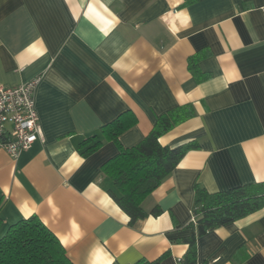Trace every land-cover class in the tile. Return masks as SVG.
I'll return each mask as SVG.
<instances>
[{"label":"crops","instance_id":"obj_1","mask_svg":"<svg viewBox=\"0 0 264 264\" xmlns=\"http://www.w3.org/2000/svg\"><path fill=\"white\" fill-rule=\"evenodd\" d=\"M35 77L41 135L16 159L0 150L1 233L36 215L73 264H178L196 184L264 185V0H0V85ZM185 104L194 114L158 140L198 147L142 202L160 214L129 224L101 166ZM115 120H134L117 142L103 131ZM196 251L198 264H264V207Z\"/></svg>","mask_w":264,"mask_h":264},{"label":"trees","instance_id":"obj_2","mask_svg":"<svg viewBox=\"0 0 264 264\" xmlns=\"http://www.w3.org/2000/svg\"><path fill=\"white\" fill-rule=\"evenodd\" d=\"M192 2L195 0H185ZM196 55L189 58V68ZM194 114L191 104H185L157 116L151 130L136 144L119 147L114 156L101 166L113 184L109 195L129 217V224L147 217L157 216L161 209L154 206L149 212L142 202L173 171L185 153L198 147L188 142L176 147L162 145L159 137ZM134 120H115L103 127L105 137L118 141V135L130 127ZM95 143L88 149L98 145ZM2 198L0 197V206ZM264 207V185L249 183L227 190L209 192L194 186L193 220L188 227L190 235L181 238L187 248L178 264H198L196 237L231 223ZM1 226V218H0ZM0 264H73L64 246L55 234L36 216L31 215L7 226L0 234ZM116 264V263H112ZM131 264H160V258H141Z\"/></svg>","mask_w":264,"mask_h":264},{"label":"built area","instance_id":"obj_3","mask_svg":"<svg viewBox=\"0 0 264 264\" xmlns=\"http://www.w3.org/2000/svg\"><path fill=\"white\" fill-rule=\"evenodd\" d=\"M38 82L35 77L13 86L0 85V150L12 159L41 135L34 98Z\"/></svg>","mask_w":264,"mask_h":264},{"label":"rangeland","instance_id":"obj_4","mask_svg":"<svg viewBox=\"0 0 264 264\" xmlns=\"http://www.w3.org/2000/svg\"><path fill=\"white\" fill-rule=\"evenodd\" d=\"M0 234H2L1 231H0Z\"/></svg>","mask_w":264,"mask_h":264}]
</instances>
